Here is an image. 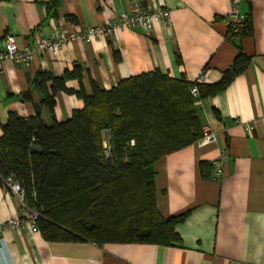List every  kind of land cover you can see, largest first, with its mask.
<instances>
[{
	"label": "crops",
	"instance_id": "0c3cea01",
	"mask_svg": "<svg viewBox=\"0 0 264 264\" xmlns=\"http://www.w3.org/2000/svg\"><path fill=\"white\" fill-rule=\"evenodd\" d=\"M232 1L0 0V50L6 36H13L19 47L34 49L36 37L82 32L148 4L168 11L170 20L169 25L155 22L149 32L119 28L106 39L67 42L55 59L37 53L29 67L4 62L0 137L11 113L38 115L47 125L53 118L68 120L93 86L110 90L155 69L174 79L212 85L240 52L250 57L225 90L201 101V124L210 127L216 141H197L154 164L159 213L168 218L189 212L175 227L180 243L48 242L27 225L3 231L0 264H264V0H239V16L251 30L240 42L226 35ZM75 66L81 68L80 78L65 82L72 93L54 94L52 116L35 79L39 73L61 77ZM246 125L252 129L245 131ZM222 160L223 175L216 178L215 164ZM203 163L211 165L208 178L201 175ZM23 213L0 182V223Z\"/></svg>",
	"mask_w": 264,
	"mask_h": 264
},
{
	"label": "trees",
	"instance_id": "16d2710c",
	"mask_svg": "<svg viewBox=\"0 0 264 264\" xmlns=\"http://www.w3.org/2000/svg\"><path fill=\"white\" fill-rule=\"evenodd\" d=\"M233 29L227 25L231 42L251 35L247 19ZM249 63L250 57L240 52L212 85L174 79L155 69L110 90L93 86L92 94L83 96L82 108L49 125L38 115L11 113L1 125L0 182L21 184L25 207L39 214L35 229L48 242L180 243L175 227L189 212L168 218L159 213L154 164L200 139L201 101L225 90ZM80 75L79 66L61 77L37 75L36 86L52 116L54 94L72 93L65 82ZM33 144L42 152L31 151ZM210 168L201 164L203 178Z\"/></svg>",
	"mask_w": 264,
	"mask_h": 264
},
{
	"label": "built area",
	"instance_id": "2783aa9c",
	"mask_svg": "<svg viewBox=\"0 0 264 264\" xmlns=\"http://www.w3.org/2000/svg\"><path fill=\"white\" fill-rule=\"evenodd\" d=\"M238 4L239 0L232 1L233 7L231 13L226 17L227 25H232L234 27V32H236L235 27L241 22V17L238 13ZM155 22L169 25V13L160 7H153L148 4L146 7L139 8L135 12L122 15L118 20H110L104 25L93 26L82 32L68 34L60 33L57 37L49 39L36 37L34 41V49L25 45L19 47L13 36H6L3 41V48L0 50V69L4 62H11L19 67H29L34 61L37 53L47 54L55 59L58 56L62 45L67 42L79 41L87 44L95 39H106L113 35L119 28L138 29L144 32H149ZM191 93L193 96H197V88L193 87ZM251 129L250 126H245V131H250ZM215 141L216 136L211 131L210 127L203 126L201 129V137L198 142L201 144H212ZM223 164V160L215 164L214 175L216 178L223 175ZM5 185L9 188L12 195L21 203L24 213L21 217L10 218L4 223H0V244L3 243L1 234L4 230L13 229L20 231L27 225H30L35 229V221L39 217L37 212L25 207V192L17 180L7 179Z\"/></svg>",
	"mask_w": 264,
	"mask_h": 264
},
{
	"label": "water",
	"instance_id": "95a60500",
	"mask_svg": "<svg viewBox=\"0 0 264 264\" xmlns=\"http://www.w3.org/2000/svg\"><path fill=\"white\" fill-rule=\"evenodd\" d=\"M30 149H31V151L36 152V153H41L42 152V150L35 144L31 145ZM231 166H232V162L229 161L230 169H231Z\"/></svg>",
	"mask_w": 264,
	"mask_h": 264
}]
</instances>
